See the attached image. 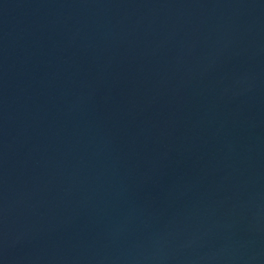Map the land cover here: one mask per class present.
<instances>
[{"label": "water", "instance_id": "water-1", "mask_svg": "<svg viewBox=\"0 0 264 264\" xmlns=\"http://www.w3.org/2000/svg\"><path fill=\"white\" fill-rule=\"evenodd\" d=\"M0 264H264V0H0Z\"/></svg>", "mask_w": 264, "mask_h": 264}]
</instances>
